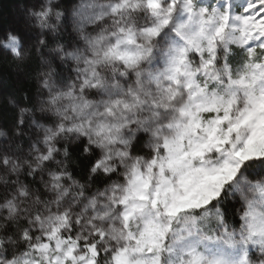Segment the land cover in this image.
Here are the masks:
<instances>
[{"label": "snow or ice", "instance_id": "snow-or-ice-1", "mask_svg": "<svg viewBox=\"0 0 264 264\" xmlns=\"http://www.w3.org/2000/svg\"><path fill=\"white\" fill-rule=\"evenodd\" d=\"M13 2L0 264H264V0Z\"/></svg>", "mask_w": 264, "mask_h": 264}, {"label": "trees", "instance_id": "trees-1", "mask_svg": "<svg viewBox=\"0 0 264 264\" xmlns=\"http://www.w3.org/2000/svg\"><path fill=\"white\" fill-rule=\"evenodd\" d=\"M79 0H62V6L71 10ZM29 4L36 3V0H27ZM24 7V0H21L19 4V10L22 11ZM0 22L3 23L4 27L12 26L13 23L20 25V18L17 5L13 0H3L0 3ZM74 36L72 28L69 25L64 32L63 39H70ZM0 76L3 77L5 81V86L0 89V125L8 124L11 121L12 112L11 105H8L7 101L11 95H16L18 99H23L26 94H34L36 88V82L34 79H23L18 82V77L14 67L9 61L0 58ZM83 157L78 151L75 150L73 146L72 153V163L70 165V171L74 172L77 179L83 175Z\"/></svg>", "mask_w": 264, "mask_h": 264}, {"label": "rangeland", "instance_id": "rangeland-1", "mask_svg": "<svg viewBox=\"0 0 264 264\" xmlns=\"http://www.w3.org/2000/svg\"><path fill=\"white\" fill-rule=\"evenodd\" d=\"M78 3H79V1H78Z\"/></svg>", "mask_w": 264, "mask_h": 264}]
</instances>
